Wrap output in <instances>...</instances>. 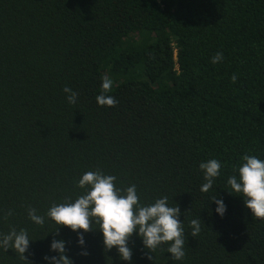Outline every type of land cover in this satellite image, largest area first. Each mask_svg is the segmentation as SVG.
<instances>
[{"label": "trees", "instance_id": "1", "mask_svg": "<svg viewBox=\"0 0 264 264\" xmlns=\"http://www.w3.org/2000/svg\"><path fill=\"white\" fill-rule=\"evenodd\" d=\"M104 77L114 107L96 102ZM246 154L264 159V0H0V233L24 228L33 241L27 261L0 249V264H44L57 226L32 224L28 208L74 200L96 170L135 184L142 204L167 196L181 210L185 257L163 245L149 260L133 235L131 264H264V219L227 192ZM211 158L221 176L202 194ZM56 238L73 264H122L99 232L84 249L70 229Z\"/></svg>", "mask_w": 264, "mask_h": 264}, {"label": "clouds", "instance_id": "2", "mask_svg": "<svg viewBox=\"0 0 264 264\" xmlns=\"http://www.w3.org/2000/svg\"><path fill=\"white\" fill-rule=\"evenodd\" d=\"M223 59V54L218 52L211 62L217 64ZM236 79L234 74L233 83ZM100 87L101 92L95 98L98 106L114 107L116 99L107 94L112 88V81L104 77ZM62 91L69 104L77 103V92L67 86ZM221 168V162L215 158L199 164L204 180L199 189L202 194L215 190L214 184L221 176ZM235 171L236 174L227 178V192L241 197L254 218L264 219V159L257 155H243ZM115 182V176L101 170L87 171L76 181V187L83 194L74 200L53 203L43 215L35 208H28L27 216L32 224L43 227L50 222L57 226L55 232L51 233L54 234L49 245L52 254L43 257L44 264H73L67 254L68 242L56 238L62 228L76 234L81 249L85 248V234L99 232L104 250L111 252L115 249L122 264L132 262L133 249L129 247V242L133 235L140 240L149 260H153L152 253L163 245H167L166 252L172 261H181L185 257V227L180 219L179 206H172L167 196L142 204L135 184L121 189L115 186ZM210 204L216 205V215L221 218L226 215L227 205L218 195L211 197ZM12 214L9 211L8 215ZM189 227L191 236L196 237L202 230L201 219H192ZM32 243L29 231L24 228L17 230L12 227L7 233H0V249L5 252L12 250L26 261L25 254L29 253ZM80 255L87 257L89 252L84 250Z\"/></svg>", "mask_w": 264, "mask_h": 264}]
</instances>
